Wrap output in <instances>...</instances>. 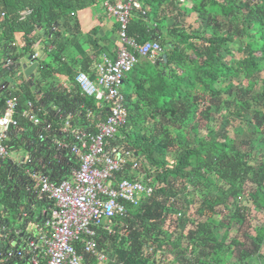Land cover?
I'll use <instances>...</instances> for the list:
<instances>
[{
    "label": "trees",
    "instance_id": "16d2710c",
    "mask_svg": "<svg viewBox=\"0 0 264 264\" xmlns=\"http://www.w3.org/2000/svg\"><path fill=\"white\" fill-rule=\"evenodd\" d=\"M99 1L0 0V67L16 58L13 38L19 37L26 53L37 40L35 29L50 35L54 52L37 67L33 87L39 102L52 100L57 116L70 118L62 133L53 112H39L25 83L0 96V112L14 100L17 130L26 131L18 139L7 137L5 148H22L29 157L15 165L0 161V220L6 211L11 219L21 210L34 212V241L51 202L38 199L35 182L24 172L53 183L68 179L78 167L68 152L73 130L89 127L84 133H94L107 116L105 102L85 97L73 83L74 71L96 77V57L63 60L65 47L57 43L60 38L76 46L79 24L71 13ZM198 3L142 0L140 10L130 13L126 37L136 46L155 43L160 52L152 57L130 50L137 62L122 74L120 92L118 87L126 118L116 136L130 157L113 179L138 182L151 193L137 206L125 203L123 216L96 228L97 250L106 260L85 255L83 264H264V0ZM58 74L67 76L70 88H40ZM30 112L40 125L27 120ZM47 124L49 131H43ZM252 213L261 217L254 227L247 224ZM22 253L16 264L36 259L35 253Z\"/></svg>",
    "mask_w": 264,
    "mask_h": 264
},
{
    "label": "built area",
    "instance_id": "2783aa9c",
    "mask_svg": "<svg viewBox=\"0 0 264 264\" xmlns=\"http://www.w3.org/2000/svg\"><path fill=\"white\" fill-rule=\"evenodd\" d=\"M141 2L121 0L114 4L103 3L104 9L118 25L115 59H102L96 65V77L93 80L81 72L73 78L74 85L82 95L107 105V116L97 125L94 133L73 130L76 132L75 144L68 147V152L77 158L78 167L71 171L68 179L58 183L51 182L45 175L24 172V176L35 182L38 199L44 197L51 202L44 230L38 233L37 241L27 238L24 242V251L36 254V259H30L32 264L38 261H43V264H83L85 255L94 257L98 263L104 262L106 257L97 250L96 228L114 217L123 216L125 203L137 206L141 197L150 196L151 190L138 182L113 179V175L124 168L130 157V151L123 150L116 143L118 128L126 118L123 97L118 93V87L122 74L127 73L137 62L130 50L138 55L150 54L152 57L160 52L155 43L136 46L134 40L125 35L130 13L140 10ZM26 14L22 13L20 19ZM36 58L37 54H32V59ZM26 106L31 108L30 102ZM15 108L16 102L7 100L0 115V161H4L8 155L4 145L8 132L17 130ZM26 118L32 125H40L33 113L27 114ZM69 120V117L65 118L62 133H67ZM49 129V124L43 127V131ZM61 147L66 148L64 144ZM134 168L135 165L131 167ZM76 245L81 252L76 251ZM16 256L22 257L23 253H17Z\"/></svg>",
    "mask_w": 264,
    "mask_h": 264
},
{
    "label": "crops",
    "instance_id": "0c3cea01",
    "mask_svg": "<svg viewBox=\"0 0 264 264\" xmlns=\"http://www.w3.org/2000/svg\"><path fill=\"white\" fill-rule=\"evenodd\" d=\"M119 1H121V0H100L99 3H101V8H102L101 14L94 12L92 10L93 7L86 8V10L84 9V11L76 12L75 14L71 13V16L78 20V24H79L78 26H79V31H80L79 36L80 37L77 40L76 46L67 45L66 43H64L63 39L57 38V43L62 44L65 47L63 60H65V59L67 60V58H71V59L75 60L76 62H79V61H81V59H84L86 57L95 56L96 57L95 62L97 65L98 63H100L102 61V59H106L109 61H113L115 59L116 50L118 48V25H117L116 21L113 19V17L104 9L103 3L108 2L109 4H114V3L119 2ZM95 5H94V7H95ZM26 13L28 14L29 12H26ZM142 13L144 14L145 12H142ZM79 16H81L80 19H79ZM131 18L132 17L130 14L129 19H131ZM35 34L37 35V40L31 45L30 50L26 53H24V51H23V47H22V44L20 43L21 40L19 39V37L13 38V43L11 44V47H13L14 51H15V55H16L15 57L16 58H14V59L22 58V60H24V58L27 55L32 56V54H37L36 60H37L38 66L40 64H42V62H44V61L47 62V64H48L50 59H48L46 57V55L52 54L54 52V47L52 46V43L50 40V35L46 36V35L42 34L41 29H35ZM11 47L9 45V48H11ZM6 62L7 61H5L4 64H6ZM8 62H11V61H8ZM96 65H95V68H96ZM75 66L76 65H74L73 67H75ZM36 69L33 71V79L31 81L25 82L23 78L22 79L20 78L17 83L10 84V86L4 90L0 89V96L3 95L4 93H6V95H9L11 92H15L18 89V86H20L21 84H23V83L27 84L30 93L33 96H35V102L39 103L38 104L39 112H43L44 114L49 110L51 112H53L52 117H57L56 120L58 121V122L53 121V124H55V125L57 124L59 126L60 131H61V127L63 125L64 119H61L60 115L57 116L58 109L53 104V101L45 98V100L43 102H41V101L39 102V100H40L39 98L42 97V96H39L40 91L39 90L36 91V88L33 87V84H31L33 80H34L33 83H35V80L38 78V74L36 72ZM0 71H2V66L0 67ZM69 71H72V70H69ZM74 72L76 74V71H74ZM7 77L8 76H5L4 78H6V79L1 80L0 82H4L5 80H7ZM50 84H52L54 88L64 87V88L68 89V88H70L71 83L67 79V76L58 74V75H53L51 78H48L47 82L45 84L40 83V88L46 90V89H48V87H50ZM45 85H48L47 88H44ZM119 92H120V87H119ZM43 99H44V97H43ZM1 114H2V112H0V115ZM88 128L89 127L85 128L84 130L79 129V128H77V129L82 130L83 132H87ZM78 130H76V131H78ZM95 131L96 130H94V132ZM24 132H26V131H24L22 129L9 131L8 137L10 138V136H13L12 138L18 139L19 137H21V135ZM90 133H93V132H90ZM24 159L28 160L29 157L26 155L25 158H22L20 160H24ZM10 162H13V164H14V163H17L19 161L17 160V162H14L12 160ZM8 215H9V212L6 211L3 214L2 219L7 218L8 220L11 221V218ZM45 231H47V230H45ZM46 234H47V232H46ZM20 245H21V243H20ZM37 245L40 246V243H38ZM30 259L31 258H29V257H24L23 264H32Z\"/></svg>",
    "mask_w": 264,
    "mask_h": 264
},
{
    "label": "water",
    "instance_id": "95a60500",
    "mask_svg": "<svg viewBox=\"0 0 264 264\" xmlns=\"http://www.w3.org/2000/svg\"><path fill=\"white\" fill-rule=\"evenodd\" d=\"M163 59H165V56H163ZM1 66L0 81L6 79L4 78L5 76H8L7 80L0 82V89L3 90L9 87L10 84L17 83L20 78H23L25 82L31 81L33 79V71L38 67L37 60L32 59L31 55H27L24 60L18 58L11 60V62H6V64L2 62ZM33 81L31 84L34 85ZM19 162H23V160H19ZM9 164L12 165L13 162L7 161L6 165ZM25 211L23 210L21 214H16L11 219L12 221L7 218L2 220V222L0 221V264H16L20 258L16 254L25 249V240L27 238L32 239L35 234L36 227L31 222L34 212L27 211V213H24ZM45 215L46 213L43 211L42 216ZM40 219L41 217L37 216L35 223ZM21 264H23V261Z\"/></svg>",
    "mask_w": 264,
    "mask_h": 264
},
{
    "label": "rangeland",
    "instance_id": "374dc122",
    "mask_svg": "<svg viewBox=\"0 0 264 264\" xmlns=\"http://www.w3.org/2000/svg\"><path fill=\"white\" fill-rule=\"evenodd\" d=\"M188 2V3H190V4H193V5H196L197 6V4H199L198 2H199V0H185V2ZM186 5V4H185ZM86 10V9H85ZM92 10L94 11V12H97L98 14H101V12H102V8H101V3H96V5H95V7L93 6V8H92ZM82 11H84V10H82ZM79 12H81V11H79ZM81 18V16H79V19ZM190 20V19H189ZM191 21V20H190ZM18 51V50H17ZM5 61L6 60H4V61H2L3 63H5ZM44 88H47V85H45V87ZM123 90H124V87L123 86H121V92H123ZM222 114V113H221ZM220 114V115H221ZM219 116V115H218ZM219 124V121L218 120H215V122H214V125L215 126H217ZM212 129H214V127H212ZM27 136H29V137H31V134L30 133H28L27 134ZM26 157V152H25V150H23L22 148H20L19 150H17V152H15V151H9L8 152V155H7V158L4 160V162H6V161H14V162H17V160L19 161L20 159H22V158H25ZM16 159V160H15ZM9 215H11L10 213H9ZM249 217V220H247V224H250L251 225V227H254V226H257V225H259V223H260V219H261V217H260V215H257V214H255V213H252V214H250V216H248ZM237 228L238 227H234L233 229H234V234L236 235V237H240L239 236V232L237 231ZM235 230H236V232H238V233H236L235 232ZM42 231V230H41ZM182 234H186V233H182ZM233 234V235H234ZM234 235V236H235ZM242 239V238H241ZM240 239V240H241ZM260 254L261 255H264V246H262V248L260 249Z\"/></svg>",
    "mask_w": 264,
    "mask_h": 264
},
{
    "label": "flooded vegetation",
    "instance_id": "af4514ba",
    "mask_svg": "<svg viewBox=\"0 0 264 264\" xmlns=\"http://www.w3.org/2000/svg\"><path fill=\"white\" fill-rule=\"evenodd\" d=\"M7 171H9V168H8V169L6 168V172H7ZM9 172H10V171H9ZM10 173H11V172H10ZM9 179H10V180H13L12 177L8 178V180H9ZM12 188H15V187L13 186ZM18 190H19V189H18ZM21 212H23V210L18 211L16 214H21ZM2 220H3V219H2ZM2 220H0V221L2 222Z\"/></svg>",
    "mask_w": 264,
    "mask_h": 264
},
{
    "label": "clouds",
    "instance_id": "9594fccd",
    "mask_svg": "<svg viewBox=\"0 0 264 264\" xmlns=\"http://www.w3.org/2000/svg\"><path fill=\"white\" fill-rule=\"evenodd\" d=\"M9 61V60H8ZM106 105V104H105ZM106 107H107V105H106ZM18 164V163H17Z\"/></svg>",
    "mask_w": 264,
    "mask_h": 264
}]
</instances>
